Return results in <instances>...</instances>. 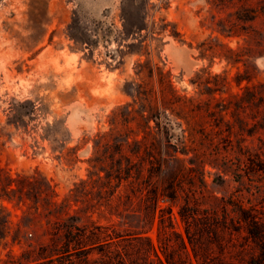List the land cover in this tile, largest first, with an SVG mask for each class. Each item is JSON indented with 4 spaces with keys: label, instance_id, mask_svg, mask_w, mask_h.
<instances>
[{
    "label": "rangeland",
    "instance_id": "374dc122",
    "mask_svg": "<svg viewBox=\"0 0 264 264\" xmlns=\"http://www.w3.org/2000/svg\"><path fill=\"white\" fill-rule=\"evenodd\" d=\"M258 153L264 0H0V264H35L69 225H119L145 204L130 170L163 164L192 254L186 193L256 202ZM149 236L161 253L158 225Z\"/></svg>",
    "mask_w": 264,
    "mask_h": 264
},
{
    "label": "trees",
    "instance_id": "16d2710c",
    "mask_svg": "<svg viewBox=\"0 0 264 264\" xmlns=\"http://www.w3.org/2000/svg\"><path fill=\"white\" fill-rule=\"evenodd\" d=\"M175 149L176 153L188 155L185 143ZM197 158L200 164L207 163L202 157ZM243 162L240 159L239 167ZM248 162L244 164L245 170L259 177L264 174L263 154L250 156ZM161 169L159 178H144L142 174L135 177L132 170L129 172V178H134L133 188L137 185L146 191L144 208L126 210L119 225L111 227L63 228L51 238V244L41 248L42 258L34 260L35 264H264V179L258 180V191L253 194L256 202L248 206L234 195L212 196L208 203L203 192L201 196L196 191L186 193L178 214L191 254L183 235L177 231L172 206L181 198V178L164 164ZM166 203L169 205L163 206ZM0 210L3 212L5 207L0 206ZM5 224L3 238L10 231L8 219ZM156 225L161 253L149 236ZM118 226L124 230L119 231ZM241 237L246 243L238 250ZM41 259L45 261L39 263Z\"/></svg>",
    "mask_w": 264,
    "mask_h": 264
}]
</instances>
